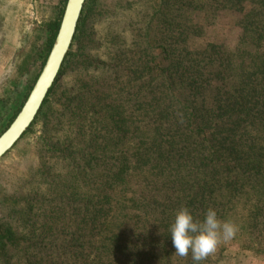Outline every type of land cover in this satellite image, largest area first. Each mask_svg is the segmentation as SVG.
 Here are the masks:
<instances>
[{
    "label": "trees",
    "instance_id": "16d2710c",
    "mask_svg": "<svg viewBox=\"0 0 264 264\" xmlns=\"http://www.w3.org/2000/svg\"><path fill=\"white\" fill-rule=\"evenodd\" d=\"M67 1H62L59 16L49 27L51 37L40 70ZM181 2L180 20L167 23L168 44L160 49L150 39L148 48L142 50L146 58H141V52L134 58L141 61L127 75L140 82L125 92L126 101L110 96L124 93L122 84L102 86L91 96L89 111L94 122H105L104 129L109 124L115 128L113 135L90 152L94 154L89 161L84 159L90 166L96 164L100 181L66 212L75 230L68 233L69 241L62 237L63 246L47 248L16 232L7 218L23 215L24 210L15 204L4 219L0 216L2 264H15V252L31 255L35 249L43 256L24 264H192L191 255L176 257L168 230L182 205L197 219H203L207 208H214L219 219L228 218L253 237L243 249L264 254V0ZM197 8L205 14L227 10L240 17L234 24L241 33L233 50L204 41V28L183 16ZM71 49L59 77L73 57ZM128 106L132 110L142 107L143 114L136 113L138 119L130 122ZM118 142L119 148L111 147ZM38 155L44 173L51 157L70 160L82 152L73 154L70 145L60 146L48 136L38 144ZM51 234L56 241L64 233ZM57 258L62 261L55 262Z\"/></svg>",
    "mask_w": 264,
    "mask_h": 264
},
{
    "label": "rangeland",
    "instance_id": "374dc122",
    "mask_svg": "<svg viewBox=\"0 0 264 264\" xmlns=\"http://www.w3.org/2000/svg\"><path fill=\"white\" fill-rule=\"evenodd\" d=\"M62 1L0 0V27L5 31L0 28V136L11 124L33 80L41 72L42 58L51 37L49 27L58 18ZM86 2L81 28L76 32L71 49L73 57L55 81L49 102L28 133L0 159V216L4 219L8 208L13 209L17 204L24 214L8 216L9 225L47 248L63 246L62 237L69 241L68 233L75 230L72 223L67 222L66 212L73 210L82 197H87L91 185L100 181L99 170H94L96 164L92 162L90 166L85 160L89 161L94 154L90 152L113 135L115 127L109 124V129H104L105 122H94L89 111L92 94L102 86L122 84L124 93L112 92L110 96L125 98V92L134 90L132 86L140 82L131 81L127 75L128 70L141 61L134 58H139L140 52L148 48L150 39L159 48L167 45L168 20L178 22L183 14L178 9L182 6L181 0ZM183 16L204 28V41L218 42L227 50H233L238 44L241 30L234 24L240 17L230 11L205 14L197 8ZM159 48L155 49L156 54ZM141 58H146V54L142 53ZM144 87L146 93L148 87ZM144 99L145 96L139 98V102ZM124 101L126 98L121 102ZM128 108L130 122L138 119L136 113L143 114L142 107ZM48 136L60 146L70 145L73 154L82 152V156L70 160L51 157V166L43 173L38 144ZM128 141L130 143L131 139ZM118 144L110 145L119 148ZM50 156L48 154V158ZM42 157L47 158L45 153ZM3 198L7 200L2 201ZM237 228L235 236L222 241L202 264H264V254L242 248L252 242L253 237L247 236L239 225ZM56 231L64 234L54 241L51 233ZM28 254L15 252L13 263L24 264L43 256L36 249ZM59 261L62 258L55 262Z\"/></svg>",
    "mask_w": 264,
    "mask_h": 264
},
{
    "label": "water",
    "instance_id": "95a60500",
    "mask_svg": "<svg viewBox=\"0 0 264 264\" xmlns=\"http://www.w3.org/2000/svg\"><path fill=\"white\" fill-rule=\"evenodd\" d=\"M85 2L86 0L67 1L57 36L46 62L21 110L0 136V159L29 131L37 118L71 49Z\"/></svg>",
    "mask_w": 264,
    "mask_h": 264
},
{
    "label": "clouds",
    "instance_id": "9594fccd",
    "mask_svg": "<svg viewBox=\"0 0 264 264\" xmlns=\"http://www.w3.org/2000/svg\"><path fill=\"white\" fill-rule=\"evenodd\" d=\"M168 230L174 253L179 257L191 255L192 264H202L222 241L232 239L238 228L230 220L219 219L212 207L206 209L203 219H197L182 205Z\"/></svg>",
    "mask_w": 264,
    "mask_h": 264
}]
</instances>
